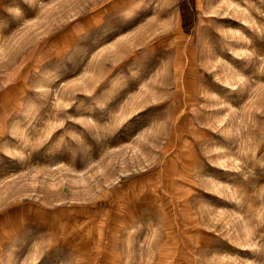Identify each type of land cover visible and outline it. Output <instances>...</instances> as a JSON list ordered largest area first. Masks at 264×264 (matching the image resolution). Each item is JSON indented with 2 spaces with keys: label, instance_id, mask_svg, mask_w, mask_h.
Returning <instances> with one entry per match:
<instances>
[{
  "label": "rangeland",
  "instance_id": "rangeland-1",
  "mask_svg": "<svg viewBox=\"0 0 264 264\" xmlns=\"http://www.w3.org/2000/svg\"><path fill=\"white\" fill-rule=\"evenodd\" d=\"M0 264H264V0H0Z\"/></svg>",
  "mask_w": 264,
  "mask_h": 264
},
{
  "label": "bare ground",
  "instance_id": "bare-ground-1",
  "mask_svg": "<svg viewBox=\"0 0 264 264\" xmlns=\"http://www.w3.org/2000/svg\"><path fill=\"white\" fill-rule=\"evenodd\" d=\"M189 41V40H188ZM141 51V50H140Z\"/></svg>",
  "mask_w": 264,
  "mask_h": 264
}]
</instances>
